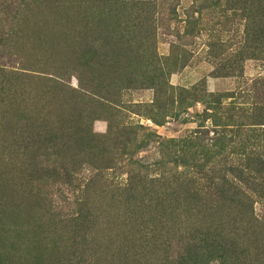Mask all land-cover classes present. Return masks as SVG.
Instances as JSON below:
<instances>
[{"label": "rangeland", "instance_id": "obj_1", "mask_svg": "<svg viewBox=\"0 0 264 264\" xmlns=\"http://www.w3.org/2000/svg\"><path fill=\"white\" fill-rule=\"evenodd\" d=\"M225 263L264 264V0H0V264Z\"/></svg>", "mask_w": 264, "mask_h": 264}, {"label": "trees", "instance_id": "obj_2", "mask_svg": "<svg viewBox=\"0 0 264 264\" xmlns=\"http://www.w3.org/2000/svg\"><path fill=\"white\" fill-rule=\"evenodd\" d=\"M232 170V172H237L238 174L237 175H235V176H237V177H241V175H244V171L243 170H240V169H236V168H233V169H231ZM206 236V235H205ZM204 241H206V240H209V237L207 236V238L206 239H203ZM196 259V258H195ZM226 264V263H225ZM228 264V263H227Z\"/></svg>", "mask_w": 264, "mask_h": 264}]
</instances>
